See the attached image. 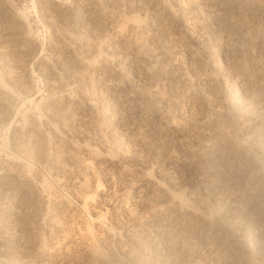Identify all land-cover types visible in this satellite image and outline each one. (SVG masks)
<instances>
[{
  "label": "rangeland",
  "instance_id": "rangeland-1",
  "mask_svg": "<svg viewBox=\"0 0 264 264\" xmlns=\"http://www.w3.org/2000/svg\"><path fill=\"white\" fill-rule=\"evenodd\" d=\"M0 264H264V0H0Z\"/></svg>",
  "mask_w": 264,
  "mask_h": 264
},
{
  "label": "bare ground",
  "instance_id": "bare-ground-1",
  "mask_svg": "<svg viewBox=\"0 0 264 264\" xmlns=\"http://www.w3.org/2000/svg\"><path fill=\"white\" fill-rule=\"evenodd\" d=\"M129 23L131 24V22H129ZM127 25H128V24H127ZM128 26H129V25H128ZM128 26H127V27H128ZM132 26H133V25H132ZM125 28H126V27H125ZM130 28H131V27H130ZM130 28L128 29L129 31L131 30ZM133 28H134V26H133ZM123 30H124V29H123ZM129 31H127V33H128ZM117 32H118V31H117ZM125 33H126V32H124L123 35H125ZM13 164H14V163H13ZM5 170H6V169H5ZM9 171H10V170H9ZM3 172H4V171H3ZM10 172H11V171H10ZM4 173H5V172H4ZM6 173H7V172H6ZM8 174H10V173H8ZM6 176H7V175H6Z\"/></svg>",
  "mask_w": 264,
  "mask_h": 264
}]
</instances>
